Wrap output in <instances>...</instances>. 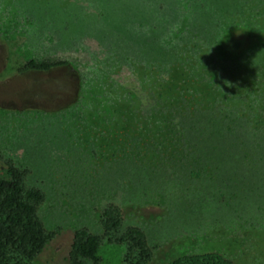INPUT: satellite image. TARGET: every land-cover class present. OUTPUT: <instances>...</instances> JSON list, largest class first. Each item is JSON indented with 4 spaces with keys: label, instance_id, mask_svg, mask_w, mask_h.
<instances>
[{
    "label": "rangeland",
    "instance_id": "374dc122",
    "mask_svg": "<svg viewBox=\"0 0 264 264\" xmlns=\"http://www.w3.org/2000/svg\"><path fill=\"white\" fill-rule=\"evenodd\" d=\"M0 155L44 194L31 264H70L81 228L126 264L110 205L147 264H264V0H0Z\"/></svg>",
    "mask_w": 264,
    "mask_h": 264
},
{
    "label": "trees",
    "instance_id": "16d2710c",
    "mask_svg": "<svg viewBox=\"0 0 264 264\" xmlns=\"http://www.w3.org/2000/svg\"><path fill=\"white\" fill-rule=\"evenodd\" d=\"M68 65L66 61H39L31 58L17 69L18 72L29 69L48 72L55 67ZM26 173L25 168L16 166L12 159L0 155V264H31L52 239V234L46 231L37 213L44 194L39 187L28 182ZM102 217L105 230L117 242L126 245V264H147L152 251L144 231L131 226L118 233L120 212L113 205L102 212ZM74 237L70 264H85L81 257L91 259L93 264H100L97 251L101 246V237L85 228L78 229ZM167 264L233 263L220 252L207 251L184 254Z\"/></svg>",
    "mask_w": 264,
    "mask_h": 264
},
{
    "label": "crops",
    "instance_id": "0c3cea01",
    "mask_svg": "<svg viewBox=\"0 0 264 264\" xmlns=\"http://www.w3.org/2000/svg\"><path fill=\"white\" fill-rule=\"evenodd\" d=\"M31 58H42V59H47V57L43 58L42 56H38V55H33V57Z\"/></svg>",
    "mask_w": 264,
    "mask_h": 264
}]
</instances>
